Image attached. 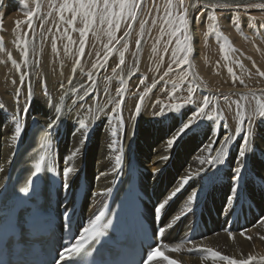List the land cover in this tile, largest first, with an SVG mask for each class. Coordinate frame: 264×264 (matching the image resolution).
<instances>
[{"label": "bare ground", "instance_id": "1", "mask_svg": "<svg viewBox=\"0 0 264 264\" xmlns=\"http://www.w3.org/2000/svg\"><path fill=\"white\" fill-rule=\"evenodd\" d=\"M202 1L207 3L213 1L217 4L228 0ZM262 1L264 2L232 0L228 3L241 5ZM5 4L6 0L0 9H4ZM189 15L192 16L191 10ZM134 22L135 20L128 28L129 31L133 28ZM197 29V21L193 18L190 22V34L195 57L198 54L195 44L199 36ZM26 42L32 53L36 46L35 40ZM15 52L16 50H13L9 56L11 53L9 51L7 55L9 58L4 55L0 57V187L16 152L26 144L31 132L41 125L50 136L52 166L60 174L63 185L64 167L70 165L74 168V172L67 179L68 187L62 186V191L71 189L76 191L82 176L85 177L86 193L77 222L78 227L88 226L95 219L119 180L129 168H136L142 191L152 204L146 206L148 216L152 219L155 211H158L162 217L163 231L160 235L161 245L158 246L161 255L147 264H168L164 256L178 261L179 264H227V261L211 259L208 249L236 260H247L252 256L254 259L249 264H264V259H261L264 257V189L262 197L259 190L264 186V125L251 124L248 125V132L245 129L249 143L246 146L247 155L242 158L245 166H242L236 162V157L245 132L236 133V130L233 132L235 125L238 126L240 123L229 121L226 126L223 121L220 123L215 120V124H212L214 133L210 137V123L194 121L180 138L174 139L183 125L188 123V115L190 114V119L194 118L195 106L183 109L185 113L181 112L182 109L171 110L172 113L165 116L166 109L164 112L156 113L157 108L151 109L152 100L159 89L163 91L161 85L153 82L155 83L152 87L153 93L147 96L138 94L135 98L127 91L129 84L136 82L134 78L139 76L136 73L130 74L129 77L123 76V80L120 81L123 85L115 92L112 87L117 82V76L106 77L105 71L101 72L98 79L96 78L93 86L88 85L86 86L88 88L80 90L77 79L81 75L67 69L66 62L57 70L53 64L54 69L49 71V68L47 73L44 72L48 74L46 78L43 76L44 82L35 77V74L32 75L35 78L33 84L37 94L33 93L35 96L31 100L32 96H28L27 89L25 91L20 84L21 62L17 55L18 50L17 54ZM112 54L107 57L103 66L106 64L111 66ZM7 59H12L14 63L11 64L12 61L3 63ZM47 62L44 60V63ZM49 62H51L49 66L55 63L52 60ZM79 65H75V71ZM100 69L102 70V67ZM41 82L47 83V86L42 84L45 85L44 89L39 85ZM236 90L242 92L240 89ZM39 91L41 93L45 91V94ZM202 92L206 94L203 96L210 98L209 89ZM124 93L126 96L122 102L120 96ZM172 118H176V121L169 120ZM53 120H57V123L49 128ZM17 126L19 134L16 131ZM85 136L86 142L81 143ZM226 136L231 139L228 141L226 155L221 157L223 163L209 164V159L218 155L217 150L223 146ZM169 140H173L171 145L168 143ZM234 167H242L240 179L237 181L233 180ZM184 176L192 178L175 197L168 199L171 193L181 186ZM164 188L166 191L163 193ZM230 195L233 196L232 199H229ZM166 200L164 207L158 210L161 203ZM62 202L61 197L59 210L69 211L75 202L74 194L66 206H63ZM199 214L210 215L213 229L206 235L189 240L190 228ZM241 215L245 216V221H241ZM229 232L232 233L231 236Z\"/></svg>", "mask_w": 264, "mask_h": 264}, {"label": "rangeland", "instance_id": "2", "mask_svg": "<svg viewBox=\"0 0 264 264\" xmlns=\"http://www.w3.org/2000/svg\"><path fill=\"white\" fill-rule=\"evenodd\" d=\"M230 1L232 0L216 4L213 1L207 3L202 0L195 2L183 0L181 4L180 0H140L135 9L138 18L136 16L133 28L129 31L133 20L126 12L123 17L120 16V0H109L107 11H103L105 7L103 0H98L99 6L94 4L92 9L80 8V0H67L69 8H62L65 0H6L5 8L0 9V57L4 55L9 58L13 50L16 52L18 50V54L15 53L21 62L20 84L25 91L27 89L28 96H32L31 100L35 96L33 93L36 92L33 84L35 78L32 75L35 74V77L44 82L48 69L50 68L49 71L54 69L53 64L57 70L66 62L67 69L81 75L82 78L77 79L80 90L94 85L96 78L98 79L101 72L105 71L106 77L117 76L118 83L112 87L115 92L119 90L118 87H122L120 81L123 80V76L129 77L130 74L136 73L139 76L134 78L136 82L133 80L134 83L129 84L127 93L134 97L138 94L147 96L153 93L154 84L159 83L163 91L158 90V94L156 93L152 100L156 106H151L153 110L157 108L156 113L164 112V109H166L164 116L171 114V110L182 109L181 112L185 113L183 109L197 106L196 110L193 108L196 117L194 121L210 123V137L214 133L215 120L220 123L223 121L226 126L229 121H236L240 126L235 125L233 132L235 130L236 133L246 132L245 129L248 132L251 124L264 125V117L259 115L260 104L264 103V75H261L264 73V8L259 6L264 5V2L233 5L228 3ZM83 2L87 5L91 0ZM73 7L76 8L75 13L70 11ZM190 10L192 16L189 15ZM28 12H33L31 27L26 23ZM85 12H89L87 17L84 15ZM74 15L75 20L72 19ZM181 15H186L187 29L183 34L176 32L173 35L174 28L179 27L177 17ZM213 15L216 16V21L210 19ZM191 18L197 21L199 34L195 41L198 49L196 57L193 56L195 49L190 34ZM169 20L173 23H169ZM82 30L86 32L85 35L81 34ZM126 31L129 33L128 36H125ZM185 37L188 38L186 46L191 49L187 53L177 51V40L185 41ZM27 40H35L36 46L32 53L26 46ZM81 40L84 41L82 55ZM6 46L11 52L10 55ZM109 49L112 50L111 53ZM109 53L110 56L113 53V59L111 66L106 64L105 67L103 65ZM185 54L188 56L187 64L183 63ZM44 60L48 62L44 63ZM50 60L55 61L51 66ZM11 61L13 64L12 59L2 62ZM75 65H79L78 72L74 70ZM43 82L39 84L42 88L47 84ZM104 83L106 82H102ZM205 89L210 90V98L203 96L206 95L202 92ZM42 93L45 94V91ZM122 96L118 100L124 101L126 94ZM206 98L209 103L205 106ZM200 108H204L203 114H199ZM189 115L187 118L190 120ZM169 120L176 121V118ZM179 120H182V116ZM263 189L264 186L259 188L260 197L263 196ZM165 191L164 188L163 193Z\"/></svg>", "mask_w": 264, "mask_h": 264}, {"label": "snow or ice", "instance_id": "3", "mask_svg": "<svg viewBox=\"0 0 264 264\" xmlns=\"http://www.w3.org/2000/svg\"><path fill=\"white\" fill-rule=\"evenodd\" d=\"M3 3H4V0H0V6H3ZM108 3H109V0H103V4L105 6L103 11H107ZM139 3H140V0H120V5H119L120 6V16L123 17L126 12L129 18H131L132 20H135L136 19L135 9L138 7ZM180 3L183 4V0H180ZM94 4L97 5L98 7L99 6L98 0H91V2L87 5L83 2V0H80L79 7L82 9L83 8L92 9V6ZM259 7L264 8V5H260ZM62 8H69L67 0H65V3L62 5ZM70 11L75 13L76 8L74 7L70 8ZM185 13H186V10H185ZM27 15H28V20L26 21V23H28L29 26L31 27L33 12H28ZM84 15L87 17L89 15V12H85ZM72 19L75 20V15L73 16ZM210 19L212 21H216L217 18L215 15H213L210 17ZM177 20L179 22V27L174 28V31L172 33L173 35L176 32H181V34H183V32L187 29V26H188V20L186 18V15L178 16ZM169 23H173V22L169 20ZM116 27L117 28L119 27L118 22L116 24ZM85 28H87V24L85 25ZM210 28H211V25H210ZM81 34L85 35L86 32L82 30ZM127 35L128 33L126 32L125 36ZM187 39L188 38L185 37V41H181L179 39L177 40V51H182L185 53H187L188 51H191V49L186 46ZM137 43H139V41ZM83 45H84V41L81 40V48H80L81 55L84 52ZM111 51L112 50L109 49V52ZM25 55H27V52H25ZM120 62L121 64L123 63V54H121ZM183 63L184 64L188 63V56L186 54L183 57ZM165 75H167V73ZM261 75H264V73H261ZM141 83H143V80H141ZM189 91H191V89ZM208 103L209 101L206 98L204 100L205 106ZM260 109L261 110L259 112V115L261 117H264V103L260 104ZM25 113H27V109H25ZM138 113H139V105H137V114ZM203 113H204V108H200L199 114H203ZM195 119L196 117H194L193 119H190L188 123H185L183 127L180 129V133L178 134V136L175 137L174 139L180 138V136H182L185 133V131L193 124ZM56 123H57V120H53L52 123L49 125V128L54 127ZM241 123H243V120H241ZM16 131H17V134H19V126H17ZM238 131H240V129H238ZM86 139H87V136L84 137L81 143H85ZM230 139L231 137H228V136L224 138L223 146L217 150L218 155L214 158H210L208 161L209 164H214L216 162L223 163V160L221 159V157L226 155V148L228 145V141ZM168 143L169 145H171L173 143V140H169ZM248 143H249L248 133L245 132L243 140L239 146L238 155L236 157V162L242 166H245L242 158H245L247 155L246 146L248 145ZM209 147L211 148V146ZM117 159H119V157H117ZM44 160H45V157L41 156L40 163L36 164L35 170L31 174L32 176H37L38 174L41 173L42 164ZM73 172H74V168L72 166L69 165V166L64 167L63 169L64 185L63 186L65 188L68 187L67 179L70 176V174H72ZM241 172H242V167L233 168V180L234 181H237L240 179ZM191 178L192 177L184 176L182 178L181 186L176 188V190L171 193V196L168 199L175 197L181 191L183 186L187 184ZM31 184H32V181L29 180L28 186H25L22 189H20V195L14 197L9 202L0 203V249H2L7 244L16 243L18 246V241H20L21 239L25 237L30 238V239H39L42 236H44L50 228L49 216L47 212L45 211V209L42 207L39 199L33 195L34 189L31 188ZM232 198L233 196L230 195L229 199H232ZM166 202L167 200L164 203H161L158 210L160 208H163ZM21 211L24 212L23 217L19 215ZM100 219H101V216L97 215L95 219L91 221L89 226L84 229V233H87L89 236L94 234L97 231L96 225ZM177 219H179V217H177ZM111 224H112V221L109 220L107 225H105V227H109L111 226ZM160 231H163V229H161ZM229 235L231 236L232 233L229 232ZM84 240H85V236L81 235L80 238L76 240L74 244H71L70 247H66L64 251L60 254V261L71 260L73 256H80L81 253L85 251ZM178 250L179 249H172V251H178ZM207 251L211 253V257H210L211 259L213 260L220 259L223 261H227V264H249V262L254 259V257L249 256L247 260H236L228 256H222L221 253L218 251H212L211 249H208ZM65 253H67L68 255H65ZM158 255H161V253L159 252V249H154L148 254V260L149 261L153 260ZM163 258L168 261V264H179L178 261L172 260L167 256H164ZM261 259H264V257H262ZM0 264H4V261L2 259H0ZM57 264H60V262L58 261ZM145 264H147V262H145Z\"/></svg>", "mask_w": 264, "mask_h": 264}, {"label": "water", "instance_id": "4", "mask_svg": "<svg viewBox=\"0 0 264 264\" xmlns=\"http://www.w3.org/2000/svg\"><path fill=\"white\" fill-rule=\"evenodd\" d=\"M90 28V27H89Z\"/></svg>", "mask_w": 264, "mask_h": 264}]
</instances>
